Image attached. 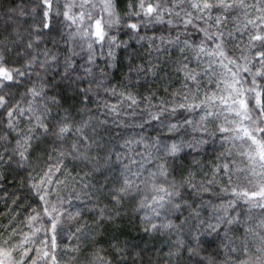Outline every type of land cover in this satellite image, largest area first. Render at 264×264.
I'll use <instances>...</instances> for the list:
<instances>
[{
  "label": "snow or ice",
  "instance_id": "6c2138e0",
  "mask_svg": "<svg viewBox=\"0 0 264 264\" xmlns=\"http://www.w3.org/2000/svg\"><path fill=\"white\" fill-rule=\"evenodd\" d=\"M78 3L79 7L77 0H70L62 6V19L74 29L72 38L78 35L80 40L88 41L87 48L92 52L105 51V42L109 37L103 16L92 18L90 9L93 5L90 0H78ZM41 4L46 10L43 11V23L37 29V34H51L55 21L51 13L53 3L41 0ZM104 8L110 13V0H105ZM132 8L139 20L153 22L157 31L169 33L151 35L144 48H147L149 56L151 49H156L170 63H160L159 59L153 63L146 59L138 75L148 80L153 69L160 71L162 68H170L181 79L180 87L169 94L170 99L164 100L162 104L153 103L152 106L159 110L158 114H152L143 102L145 99L154 101L156 95L137 100L129 87L122 83L120 87L123 91L113 87L110 82L104 86L107 96L115 98L111 103L104 101L108 105L107 112L118 116L119 104L127 101L143 112L145 117H150L141 126V130L153 127L157 133L155 138L149 137L147 141L143 135L139 139L128 137L120 145L127 152L116 153V160L123 168L120 174L123 179L109 189L108 196L113 206L118 207L130 200L134 211L143 212L145 231L180 228L181 225L171 217L180 219L177 213L182 215L183 210L188 208L189 215L198 224L204 225L199 235L191 236L197 245L204 243L201 236L221 232L228 235L238 230L234 227L236 225L245 226L248 234L245 240L257 235L264 239V0H132ZM86 9L89 11L86 12ZM78 21L79 29L76 30ZM127 29L129 33H139L143 40L141 33L144 28L137 22H127ZM0 44H3V40H0ZM26 47L31 49L33 45L28 43ZM237 50L239 56L235 54ZM7 52L6 47L0 50V163L15 161L18 167L27 168L38 149L45 153L48 163L41 169L38 180L35 176L31 177L36 181L31 184V189L40 202V206L33 208L32 215L25 221L31 235L20 230L22 238L14 249L0 245V264H65L64 257L58 251L62 246L60 237L65 232V222L77 221L80 213H73L64 207L65 203H71V200H66L60 194V185L65 181L59 177L53 181V176L60 173L75 182L76 178L65 168L64 159L69 156L73 159H89L87 149L95 141L85 129L93 126L92 121L101 125H108L110 121L102 113L93 114L85 120L63 108L62 114L53 124L47 118L51 115L52 105L58 101L45 91L43 81L28 89L30 98L27 95L24 98L6 95L11 86L18 85L17 77L26 75L7 56ZM108 54L111 55L110 50ZM173 56L175 60L170 59ZM85 59L89 64L93 62L91 56ZM129 78L135 82L137 73H130ZM79 92L83 93V89L80 88ZM84 98L92 101L90 95H84ZM165 107L173 115L166 117L163 112ZM25 120L28 123L21 127ZM37 133L46 138L55 137L48 141L52 144L65 141L70 136L76 139L71 141L70 149L59 150L58 155L53 157L47 151L48 142L43 149H40V145H33V141L38 139ZM189 136L191 139H185ZM10 137H13L11 143ZM209 138L217 141L222 149L218 151V160L222 162H214L210 178L197 183L195 172L188 170L185 176L186 167L179 163L176 166L180 169V179L168 180L171 175L170 164L179 161L185 149L199 153L201 147L209 143ZM141 145L144 151L139 150L138 146ZM81 146L84 151H81ZM56 151L53 148V152ZM153 153L162 162L154 170L148 171L147 179L152 180L150 191L141 192L140 177L146 170V161L155 158ZM235 156L243 158L240 164H236ZM192 163L200 165L201 161L197 156H192ZM134 166L137 167L133 171ZM128 172L132 175L129 176ZM157 176L165 178L167 182H156L154 178ZM224 176L228 179L226 185H221L219 181ZM234 176L236 180H233ZM133 185L136 191H133ZM216 187L220 188V192L215 191ZM204 194L215 195L218 199L230 196L231 199L222 200L219 204L211 200L205 202L200 198ZM191 196L200 198L196 202L201 207H211L212 215L207 221L201 218L200 211L193 204L188 203L186 197ZM75 199L79 200V195ZM240 201L249 206V215L243 219L240 212L236 211ZM254 209L260 210L259 217L255 223H249L254 219ZM97 216L98 227L100 221L108 218L109 210L101 208ZM157 220L161 222L158 224ZM188 220L189 217L185 216L183 222L187 224ZM225 225L228 226L227 230ZM85 226L76 223L74 232L87 235L84 232ZM41 232L43 236L39 235ZM12 235L15 236L16 232ZM37 244L40 246L35 247ZM177 244L182 246L184 241L178 240ZM63 250L78 253L80 248L65 245ZM194 250L191 245L185 249L187 252ZM13 251L18 252L23 259L14 258ZM173 254H179V249L176 253H169ZM92 255L100 258L97 253ZM196 264H204V261L198 260ZM210 264H214V261H210Z\"/></svg>",
  "mask_w": 264,
  "mask_h": 264
},
{
  "label": "trees",
  "instance_id": "16d2710c",
  "mask_svg": "<svg viewBox=\"0 0 264 264\" xmlns=\"http://www.w3.org/2000/svg\"><path fill=\"white\" fill-rule=\"evenodd\" d=\"M117 2L119 4L120 0H117ZM126 2L127 0H125V3ZM250 2H254V0H250ZM32 4L33 0H0V40H3V44H0V50L7 45L6 48L11 49L10 52H7V56L11 60H13V56L17 50L21 51V49L18 45L13 46L9 44V41L13 40L17 34L25 33V29L31 24L32 18L29 17L27 13ZM41 7L43 6L41 5ZM249 11L251 12L252 10L249 9ZM258 14L259 13H257V15ZM56 19L57 18L55 17V21ZM141 34L159 36L161 34L168 35L169 33L167 31L163 33L159 32L155 27H152L144 29ZM25 35L27 34L25 33ZM120 38L123 40L126 39V36L121 35ZM21 42L26 46L27 40L22 39ZM51 47V43L41 42L38 46V51ZM131 47L136 48L137 45L132 42ZM66 48L67 46L65 45L61 50L66 51ZM53 51H56V49H53ZM123 54L124 50L121 49L120 56L122 57ZM235 54L239 56L240 53L237 50ZM144 55H149L146 47L144 48ZM177 55L179 54L177 53ZM42 58L43 57L41 56L40 59ZM170 59L175 60V57L173 56ZM15 62L16 66L21 67L23 57H17ZM97 63L100 64L101 61L98 59ZM141 63H144V61H141ZM193 67H195V65H193ZM159 72L160 77H158L157 82L153 83L151 88L148 89L147 93L151 94L153 91L157 93L156 99L153 101L154 103L157 102V97L161 95L167 96L170 99L171 97L169 94L174 91L175 88L180 87L181 78L177 73L173 72L170 68H162ZM161 77L163 79H161ZM20 79L21 83L17 85V89L19 92L26 91L27 89L24 86V82L28 77L22 76ZM32 79L35 80L37 78L33 76ZM148 79H151V77ZM206 79L207 77H205V80ZM121 80L122 76L116 74V79L110 80L109 82L113 87L123 90V88L120 87ZM165 81H167V83H165ZM77 84V93H79V95H75L69 90V84L63 85V88L65 89L64 96L68 97V100L65 102V100L62 99L61 103L64 104L65 108H69V105L72 104L73 101H75L80 107L86 106L87 108H91L92 111L90 112L78 114L79 118L87 120L89 116L99 114L100 111L97 109L95 102H92L93 99L92 101H87L84 98V94L79 92V89L85 87L86 84L84 82H77ZM160 85L167 87L168 92L165 93L163 87H160ZM205 87L208 86L205 85ZM129 90L135 94L134 88H129ZM48 94L52 95L50 90L48 91ZM105 96L112 100V102L115 101V98L108 97L107 94H105ZM17 97H20L19 94ZM57 98L59 99L60 97ZM69 110L72 112L70 108ZM26 123H28L27 120L23 121L21 127ZM97 124L98 122L92 121L93 126L86 128L85 132L95 141L93 146L90 149H87L88 156H96L97 159L100 160L101 165H103L100 167V170L97 171L96 166H94L93 163H89L88 159L75 160L69 156L64 159L63 163L67 172H70L72 176L76 178L75 182H73L70 177L61 175L60 173H55L53 176V181H55L56 177L65 181L63 185H60V194L64 196L66 200H71V203H65L64 207L73 213L76 211H79L80 213L77 221L65 222V232L60 237L62 246L58 251L59 254L64 257L65 264H67L70 255H77L76 252H65L63 250L65 245L69 248L79 246L82 252L89 253L96 250V248H111L113 253L116 254V249H120L121 251L117 255L120 264H186L184 258L187 257L188 252L185 251V249L190 245L192 247L197 246L196 241L192 240L191 236L199 235L200 232H202L204 225H200V230H198V221L190 216V210L185 208L182 215L177 213V215L180 216V219L177 220L175 216L171 218L175 223L180 224L181 221L184 220V217L188 216L189 220L187 224H189L190 227L187 230H181L178 233L173 232L172 230H168L167 232H161L160 230L145 231L143 212L134 211L127 200L120 206L114 207L108 196V192L111 187L115 186L117 181L123 179L120 175L123 168L120 164L115 163L116 153H126L127 149L120 147L124 141H121L120 144H116L115 141L112 140L115 133L120 131L119 129H115L111 123L101 126H97ZM109 129H113L111 134H109ZM4 131L6 132L7 130L5 129ZM137 131L140 135L133 134L134 139H139L140 136L143 135L147 141L149 137L155 138L156 136V131H152L151 128H149L146 133L143 130ZM37 135L38 139L33 141V145H41L42 142L47 140L43 134L37 133ZM74 139H76L75 136H70L65 141H57L55 144L48 142L47 151L55 157L58 155L59 150L70 149L71 141ZM117 139L119 138L117 137ZM185 139H191V137L189 136ZM12 140L13 137H10L9 142L11 143ZM105 145L112 148L113 162L110 164H103L102 157L106 154ZM53 148H56L57 151L53 152ZM138 148L140 151H144L142 145L138 146ZM220 150H222L221 145L211 138H209V143L204 145L199 153L192 152L191 149H185V152L180 154L181 159L174 162L173 167L170 168L171 178L177 180L180 179V169L176 165L182 163L186 167L184 173L185 176L187 175V171L191 170L196 174L197 183L209 179L211 176V170L215 166L214 162H222L221 160H218V151ZM81 151H84L83 146H81ZM188 153H191V155H188ZM5 155H7V153H5ZM192 156H197L201 161V164L196 165L192 163ZM242 159V157H234L236 164H240ZM47 163L48 161L45 153L38 150L32 156V160L29 162L27 168L18 167L15 161L0 163V245L4 248H8L9 246L13 247V249L15 248L19 240L22 238L20 230H22L23 233L31 235L25 221H27L30 215H32V209L40 206V202L35 192L31 189V184L36 181L32 180L31 177L35 176L38 180L41 175V169H44ZM148 167H151V165H148ZM33 169H35V171H33ZM237 175L240 174L238 173ZM227 179V176H224L219 183L221 185H226ZM233 180H236V176L233 177ZM236 182L239 183V181ZM247 186L249 188L252 187V185ZM215 191L220 192V188L216 187ZM77 195L80 197L79 200L75 199ZM186 198L189 204H193L195 208L200 211L201 218L206 221L212 215V209L210 206L201 207L200 204L196 202L197 199L202 198L205 202L211 200L216 204L221 203L222 200L231 199L230 196H224L218 199L215 195L211 194H204L200 198L195 196ZM248 207L249 206L242 201L238 202V208L236 211L240 212L242 219L249 215L247 211ZM101 208L109 210V216L100 221L99 226L97 227V213ZM259 213V209H254L252 212L254 219L250 220L249 223H255L256 219L259 217ZM160 222V220H157L158 224ZM76 223H79L81 226L87 225L84 227V232L87 233V235L74 232ZM234 227L238 230L231 233L233 238L238 237L244 239L248 236L244 225H236ZM109 229H111V232H109ZM13 232H16L15 236L12 235ZM39 235L43 236L44 233L41 232ZM218 235L219 234H213L212 236H208L205 234L204 236H201V240L204 241V243L199 245L201 254L208 256L209 259L214 261V264L220 259V257L217 256L216 251H214V249H218L219 247V240L217 239ZM77 237H79V239H77ZM177 240L184 241L183 247L174 243ZM5 241H8V243H5ZM29 246L31 247L32 245ZM39 246V244L35 245V247ZM177 249H179V254L169 255V253H176ZM82 252L80 254H82ZM101 255H104L103 251H101ZM13 257L23 259V257H20L19 253L16 251H13ZM187 258L191 259L190 257ZM109 259H111V257H109Z\"/></svg>",
  "mask_w": 264,
  "mask_h": 264
},
{
  "label": "clouds",
  "instance_id": "9594fccd",
  "mask_svg": "<svg viewBox=\"0 0 264 264\" xmlns=\"http://www.w3.org/2000/svg\"><path fill=\"white\" fill-rule=\"evenodd\" d=\"M50 2L53 3L51 13L57 18L56 21L53 22V32L51 34L46 32H41L40 35L37 34V29H39L43 23V11L46 9L41 7V0H33V4L30 6L27 13L28 16L32 18L31 24L25 29L27 35H25V33H19L13 40L9 41V44L13 46L18 45L20 47L21 51L15 53L13 61H16L17 57H23L21 68L26 73L24 77H28V79L24 82V86L27 89L26 91L19 92L17 85H13L10 88V92H6V95L17 97L19 94L20 98H24L26 95L30 98L28 89L38 85L39 81H43L46 86L45 91L48 93L50 90L52 93L51 96H55L58 101L57 104L52 105L51 115L47 118L55 124L59 115L62 114V109L65 108L64 104L61 103V100L63 99L65 102L68 100V97L64 96L65 89L63 88V85L71 83L69 90L73 94L79 95V93H77V82H84L86 86L81 88L83 89V94L90 95L93 101H95V105L100 113L105 114L111 125H116L114 128L120 130L115 133L112 140L115 141L116 144H120L125 138L131 137L134 139L133 134L140 135L137 130H141V126L146 120L150 119V117H145L143 112H140L138 108L128 104L127 101L119 104L118 116H114L112 113L107 112L108 105L105 104L104 101L108 100V102L111 103L112 100L105 96L106 92L104 86L107 85L110 80H115L116 74H120L122 76L121 83L129 88L135 89V94L133 95L137 100L157 95L155 91L151 92V94L147 93L153 83L157 82V78L160 77V72L158 69H153L152 73L149 75L151 79L145 80L138 75L140 68L144 64L141 63V61L145 62L147 59L155 63L156 60L159 59L160 63L170 62L166 61L164 55L154 48L151 49L150 56H145L144 44L149 42L150 36L143 35V40H141L139 33H129L127 29V22L135 21L144 29L154 27L153 22L146 20L141 21L136 17L132 8V0H127L126 3L125 0H120L119 4L117 0H110V13L106 12L104 8L105 0H90V3L93 5L90 9L92 18L95 19L103 16L105 30L109 37L105 42V51L92 52L87 48L88 41L80 40L78 35L75 39L72 38L74 29L69 27L62 19V12L64 10L62 6L67 5L70 0H50ZM77 7H79L78 0ZM85 11L87 12L89 9H86ZM78 29L79 21L77 22L76 30ZM57 30L59 34H57ZM121 35H125L126 39L122 40L120 38ZM22 39L27 40V44L31 43L33 47L28 49L21 42ZM49 40L52 41V47L38 51L37 42H39V44L41 42L47 43ZM132 42L137 45L136 48L131 47ZM65 45L67 46L66 51H62L61 49ZM53 49H56V51H53ZM121 49L124 50L122 57L120 56ZM108 50L111 52L110 56ZM8 51L10 52L11 49H8ZM41 56L43 57L42 59H40ZM88 56H91L92 58L93 62L91 64L87 63L85 59ZM53 57H55V59H53ZM98 59L101 61L100 64L97 63ZM133 61H135V65H133ZM89 69H91V71H89ZM27 73H31V75H27ZM130 73H137V80L135 82L129 78ZM33 76L37 79L33 80ZM20 78L21 77L19 76L17 77V81H19L18 85L21 83ZM161 79L163 78L161 77ZM93 81H95V83ZM165 83H167V81H165ZM160 87H163L165 93L168 92L167 87L163 85H160ZM57 97L60 98L58 99ZM166 99H168L167 96H158L157 102L155 103L162 104ZM19 102L21 101H18V103ZM143 102L144 107L152 114H158V108L152 106L154 103L153 101L145 99ZM69 108L72 110L74 116L81 113V108L84 109V112L92 111L91 108H87L86 106L80 107L75 101L69 105ZM163 112L166 117L173 115L168 112L166 107L163 109ZM97 126H101V124L98 123ZM149 128H151L152 131H156L153 127H148L144 129V132L146 133ZM108 131L109 134H111L113 129H109ZM209 131L211 132V129H209ZM117 137L119 139H117ZM54 139L55 137L52 136L47 137V140L41 143L40 149H43L45 143ZM202 148L203 147H201L200 150H202ZM38 151L40 150L38 149ZM105 152L106 154L102 157L103 164L112 163V148L105 145ZM153 156L155 157L153 160L146 161V170L140 177L141 192L150 191L152 180L147 179L148 171L154 170L156 165L162 162L160 157L155 156V153H153ZM136 158L140 159V157ZM88 160L89 163H93L94 166H96L97 171L103 166L96 156H91ZM115 163L120 164L117 160H115ZM148 165H151V167H148ZM136 167L137 166L133 167V171ZM170 167H173V165L170 164ZM128 175L131 176L132 173L128 172ZM154 179L158 183L167 182L165 178L159 176ZM167 179L171 180L172 178L169 176ZM133 191H136L135 185H133ZM128 203L132 206L130 200ZM180 225V228L172 229V231L178 233L179 231L187 230L190 227L189 224H185L183 221H181ZM200 225L203 224L198 225V230H200ZM227 227L228 226L225 225L226 230ZM160 231L167 232L168 230L161 228ZM257 231L259 232L260 230L258 229ZM109 232H111V229H109ZM217 239L219 240V247L218 249H214V251H216V254L220 259L216 261V264H264V239H261L259 235L255 237L249 236L247 240H245V238H233L231 233L228 235L219 233ZM177 241L174 243L177 244ZM181 247H183V245ZM233 248L235 251H232ZM194 249V251H190L187 254V257H191V259H188L187 257L184 258L186 264H196L198 260H203L204 264H210V261L212 260L209 259L208 256L201 254L199 245L195 246ZM101 251L104 252L103 256L101 255ZM120 251V249H116V254H114L111 248H96V250L89 253L82 252L80 249L77 255H70L68 257L67 264H92L93 261L94 264H120V261L117 259V255ZM81 252L82 254H80ZM93 253H97L100 258L98 259L96 256H93ZM109 257H111V259H109Z\"/></svg>",
  "mask_w": 264,
  "mask_h": 264
}]
</instances>
